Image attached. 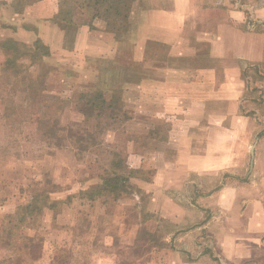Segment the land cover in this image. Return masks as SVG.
I'll use <instances>...</instances> for the list:
<instances>
[{"label": "rangeland", "instance_id": "rangeland-1", "mask_svg": "<svg viewBox=\"0 0 264 264\" xmlns=\"http://www.w3.org/2000/svg\"><path fill=\"white\" fill-rule=\"evenodd\" d=\"M100 1L0 0V234L24 217L13 246L0 244V264H156L151 252L168 247L170 229L149 211L151 182L155 159L168 156L169 119L180 115L173 98L221 85L222 64L237 65L248 90L264 96V0H190L185 16L178 0H127L128 20ZM61 11L68 31L54 22ZM36 40L48 59H32ZM93 85L120 99L125 120L85 124L79 94ZM48 118L62 139L45 136ZM68 129L97 142L82 150ZM112 153L136 171L115 193L100 189Z\"/></svg>", "mask_w": 264, "mask_h": 264}, {"label": "crops", "instance_id": "crops-1", "mask_svg": "<svg viewBox=\"0 0 264 264\" xmlns=\"http://www.w3.org/2000/svg\"><path fill=\"white\" fill-rule=\"evenodd\" d=\"M178 2L185 16L190 0ZM236 66L217 65L219 86L172 97L180 115L169 119L168 156L155 159L149 189V211L170 229L168 247L151 252L156 264H264V96Z\"/></svg>", "mask_w": 264, "mask_h": 264}, {"label": "trees", "instance_id": "trees-1", "mask_svg": "<svg viewBox=\"0 0 264 264\" xmlns=\"http://www.w3.org/2000/svg\"><path fill=\"white\" fill-rule=\"evenodd\" d=\"M106 3L109 4L108 6L110 10L113 12V15L115 18L117 16V17H122L123 20H128V14L127 15H125V13L122 14V10L124 12V9L127 8L128 6L127 0H102L99 2L100 5H104ZM92 6H93V11L96 10L97 14H100L99 11H100L101 6L98 7V1H95L92 4ZM95 14H93L92 17H95L96 16ZM64 16H63V12L61 11L60 13L55 15L54 22H56L58 26L62 27L61 28L62 30L68 31V29L71 28V25H70L72 23L71 16H70V13L68 14V16L67 14H65ZM114 22L115 21H112L111 23H114ZM129 25L130 23L128 24L125 23L121 27L122 31L128 30ZM4 48L7 50H11L13 54H18V51H19V48H17L16 46L10 43L9 44L6 43ZM30 54L34 61H40V60L42 61L44 59H48L50 57L51 52H50L49 47L47 45H44L41 42V40H36L34 43L33 52H31ZM106 65H109V64H106ZM10 66L13 67L14 65L10 64ZM102 70L105 71L104 68ZM91 71H92V74H95L96 69L92 68ZM96 76H98L97 72H96ZM105 84H106L105 80L99 81L100 86H103ZM105 96L106 95L102 91V89L101 90L96 89L95 85L91 87H87L85 92L79 94L80 105H79L78 111L80 112V114L83 115L85 124H87L90 119L92 118L99 119L103 115H106L110 119L116 117L115 121L121 120V122L127 118V116H125L126 112L122 114L121 109L116 108L120 99H118L117 97H114V95L110 96L109 99L106 98ZM108 110H110L109 113L113 115L110 116L108 113ZM114 111H117V113H114ZM41 122L45 123L48 129V130H45V133H44L48 139H55V140L62 139L60 137L59 132L60 130H63V128L58 127L56 120H51V118H48L45 121H41ZM68 130H69L68 131L69 138L72 139L74 143L76 144V146L78 145V147L82 150L88 149L89 148L88 144H92L90 146H94V144L97 142L95 136L92 135L88 131H85V130L72 131L70 129ZM118 155L119 153H112L113 158L109 161V164H108L110 169L105 170L106 175H104V177L101 178L102 184L100 186V189L105 192H109V193H112L114 191L117 192L119 188L123 191V189L129 182V176H131V174L136 172L135 170L129 169L128 166L125 164L124 159H122ZM28 207H30V204L25 206L24 208L26 209ZM51 207L52 206H49V208ZM20 213H22V211H20ZM23 221H24V217H22L21 214H18V217L16 218L17 223L15 221L13 222L8 221L7 226L4 227V230L1 231V234H0V244L1 245L5 246L6 248H11L13 246L15 235L12 234V231H13L12 228L14 229L18 228V224L22 223ZM12 223L14 225H12V227H9ZM135 243H137V241ZM27 248L28 246L25 245V249ZM18 260H19V257L11 261H13L14 264H16Z\"/></svg>", "mask_w": 264, "mask_h": 264}]
</instances>
